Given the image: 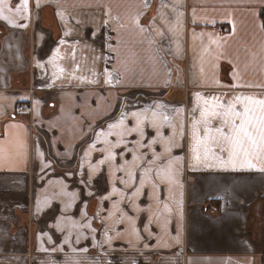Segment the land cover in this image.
<instances>
[{
    "label": "crops",
    "instance_id": "obj_1",
    "mask_svg": "<svg viewBox=\"0 0 264 264\" xmlns=\"http://www.w3.org/2000/svg\"><path fill=\"white\" fill-rule=\"evenodd\" d=\"M18 4L0 19V264H260L264 159L228 163L210 113L264 99V0Z\"/></svg>",
    "mask_w": 264,
    "mask_h": 264
},
{
    "label": "snow or ice",
    "instance_id": "obj_2",
    "mask_svg": "<svg viewBox=\"0 0 264 264\" xmlns=\"http://www.w3.org/2000/svg\"><path fill=\"white\" fill-rule=\"evenodd\" d=\"M7 2L8 0H0V19H8L3 14V6H6ZM27 6L28 0H19L16 12L19 14L21 8L27 10ZM8 10L12 11L11 8ZM9 23L12 22L9 21ZM13 26L17 25L13 24ZM236 103L243 105L242 110L236 108ZM218 106L223 111L212 112L210 115L220 116L223 119V126L215 129L218 134L216 142L221 145L222 151L225 150L224 146H227L228 163L235 167V162L239 159L248 167L254 168L253 159H264V99L235 97L234 101L228 105L219 104ZM202 115L205 114L202 113ZM120 123L122 124L123 121L121 120ZM225 127L227 131L224 130Z\"/></svg>",
    "mask_w": 264,
    "mask_h": 264
},
{
    "label": "trees",
    "instance_id": "obj_3",
    "mask_svg": "<svg viewBox=\"0 0 264 264\" xmlns=\"http://www.w3.org/2000/svg\"><path fill=\"white\" fill-rule=\"evenodd\" d=\"M261 17L264 24V11H261ZM259 263L264 264V253H261V255H259Z\"/></svg>",
    "mask_w": 264,
    "mask_h": 264
},
{
    "label": "rangeland",
    "instance_id": "obj_4",
    "mask_svg": "<svg viewBox=\"0 0 264 264\" xmlns=\"http://www.w3.org/2000/svg\"><path fill=\"white\" fill-rule=\"evenodd\" d=\"M147 15V16H146ZM150 15L151 14H149V13H146L143 17H142V19H145V22H147L148 23V21L149 20H151V17H150Z\"/></svg>",
    "mask_w": 264,
    "mask_h": 264
},
{
    "label": "built area",
    "instance_id": "obj_5",
    "mask_svg": "<svg viewBox=\"0 0 264 264\" xmlns=\"http://www.w3.org/2000/svg\"><path fill=\"white\" fill-rule=\"evenodd\" d=\"M23 107H24V105H23V104H20V105H19V108H23Z\"/></svg>",
    "mask_w": 264,
    "mask_h": 264
}]
</instances>
